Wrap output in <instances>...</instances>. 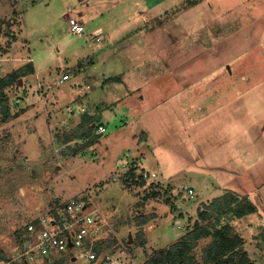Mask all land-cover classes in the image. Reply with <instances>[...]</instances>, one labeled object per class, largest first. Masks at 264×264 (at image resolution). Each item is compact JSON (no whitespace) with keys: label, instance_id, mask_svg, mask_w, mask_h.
Returning a JSON list of instances; mask_svg holds the SVG:
<instances>
[{"label":"rangeland","instance_id":"obj_1","mask_svg":"<svg viewBox=\"0 0 264 264\" xmlns=\"http://www.w3.org/2000/svg\"><path fill=\"white\" fill-rule=\"evenodd\" d=\"M71 15L85 24L83 35L69 32ZM29 61L36 71L7 88L10 115L3 121L0 113V251L14 264L24 263L17 231L70 198L113 213L119 232L135 225V209L196 210L224 184L257 205L254 224L264 225V0H0V78ZM64 73L71 77L60 81ZM233 158L234 170L222 171L226 185L213 171ZM140 163L157 174L158 199L144 200L151 182L112 181ZM177 169L208 176L207 192ZM162 214L153 239L166 246L183 232ZM236 228L245 237L252 231L247 222ZM126 237L119 239L139 264L161 249L148 236L143 247ZM210 242L198 243L197 260ZM250 246L248 264H264V243ZM69 251L27 264L83 258L79 248Z\"/></svg>","mask_w":264,"mask_h":264},{"label":"built area","instance_id":"obj_2","mask_svg":"<svg viewBox=\"0 0 264 264\" xmlns=\"http://www.w3.org/2000/svg\"><path fill=\"white\" fill-rule=\"evenodd\" d=\"M69 32L83 35L86 32L85 24L76 15L68 19ZM70 73H64L60 81L70 79ZM2 103L0 101V113ZM72 110V108H71ZM106 128L103 124L98 125L97 132L103 133ZM122 166H127L123 164ZM129 168V167H128ZM143 168V167H142ZM135 171L134 179L155 183L157 174L149 169ZM129 169L112 176V181H122ZM149 185V186H150ZM188 196L192 197V187L185 189ZM57 215L52 212L32 218L26 223V235L24 250L19 256L24 257V262L29 263L39 259L53 260L58 254L64 256L70 252V248H79L83 256L78 259L74 254L70 255L76 264H139L135 259L127 260L130 256L122 241L110 244L109 237H113V229L110 218L112 215L105 213L98 205L93 206L92 201L70 198L63 209H56ZM100 247V251L96 247ZM123 256L125 260L123 261ZM65 257V256H64ZM61 257V258H64ZM125 262V263H124ZM0 264H14L13 258L0 260Z\"/></svg>","mask_w":264,"mask_h":264},{"label":"trees","instance_id":"obj_3","mask_svg":"<svg viewBox=\"0 0 264 264\" xmlns=\"http://www.w3.org/2000/svg\"><path fill=\"white\" fill-rule=\"evenodd\" d=\"M33 61L25 63L23 66L16 70H13L0 78V101L2 103L1 108V120L5 121L10 115V108L7 95V88L13 86L19 81L20 78L32 74L36 71ZM93 119H87L86 124L92 122ZM91 128H84L82 136H89ZM76 135V134H75ZM78 136V135H76ZM80 148H74L72 153H76ZM130 168V167H129ZM139 167L133 165L123 177L122 182L126 183L128 187L138 184L140 187H145L147 184L145 181H139L134 179L135 171ZM137 186V185H136ZM158 186L152 183L149 187H152L144 200L157 199L160 195L156 189ZM57 209V208H56ZM56 209H53L52 213L57 215ZM257 211L255 203L247 196L239 197L232 192H227L219 197H215L206 205L205 209H199V218L203 223L197 222L193 229L188 230L180 239L172 243L170 246L155 251L149 256L148 264H248V253L244 251V239L235 231L234 226L228 221L234 218H240L247 214H251ZM138 223L142 224L147 221V217L144 215H137ZM226 219V222H224ZM26 225L23 229L17 231V239L22 246L25 245ZM143 235L140 230L135 235V243L141 245V237ZM23 236V237H22ZM211 236V242L204 248L203 258L201 261L197 260L194 255V249L197 247L200 238ZM117 243L116 239L112 241ZM96 250L100 251V247L97 246ZM66 258V257H65ZM7 259L6 253L0 251V260ZM63 259H59L58 262H63ZM27 264V263H23Z\"/></svg>","mask_w":264,"mask_h":264},{"label":"crops","instance_id":"obj_4","mask_svg":"<svg viewBox=\"0 0 264 264\" xmlns=\"http://www.w3.org/2000/svg\"><path fill=\"white\" fill-rule=\"evenodd\" d=\"M160 1H162V0H141V2H143L144 4H146L148 6H152L153 4H158ZM184 102H186V101H184ZM192 103H194L195 105H198V102L195 99H192ZM217 103H218V105H220V102H217ZM187 106H188V109L190 111H193L194 107L191 106V103H190L189 100L187 101ZM213 108H216V106H213ZM222 147L224 148L223 151H225L224 145H222ZM141 163L139 165L141 167H144L145 165H143ZM236 164H237V158H233L232 160H228L226 162L224 161V163L221 164L223 168L219 166L213 171V173L225 177L226 180H224V181H226L225 184L227 185V182L230 180L229 175L227 177V175L223 174L222 171H224L227 168L231 169L233 171L234 170V166ZM220 168H222V169H220ZM190 172H191L190 170H182V169L181 170L180 169L175 170V173H177V174L179 173L180 176L181 175H186V178H184L183 181L187 180V181L193 182L194 183V185H193L194 187L196 186L195 184L201 183V185L203 186L202 189H201V192H202V190L204 192H207L206 189L208 188V186L205 185V183L208 182V176H206V175H203V176H200V175L191 176ZM236 175H237V173L234 176H236ZM173 176H176V175H173ZM229 183H230V181H229ZM195 188L197 189V187H195ZM215 189H218L217 191H219V194H217L216 196H213V197L211 196V197H206L205 199L197 200L196 203H195L197 205V207L195 208L196 210H194V208H191V209H188V208H186V209H177L173 204H166L167 207L165 206V204H163L164 206H162V207L159 204V206H157L156 209H151L150 211H146V210L144 211L143 210L144 211V217H147V221L145 223H142V224L138 223V219H137V215L136 214H138L139 211H138V209H135V210H137L136 213H134L135 214L134 215V220L136 221L135 225L133 226L130 223H126L125 225H123L121 227L119 232H116V231L113 232V239H116V241L117 240L120 241V239L123 238V237L125 238L126 234H127L128 237H126V239H128V242H130L129 245H133V242L135 241L136 233L139 232L140 230H142L143 238L141 237V241H143V243L140 245L141 247H143L144 245L145 246L148 245V242L146 243V239H145V237L148 236L149 239H150L149 241H151V243H152V245L154 247H156V246H157V248L161 247V249L166 248V247L170 246L174 242H171L170 244H167L166 246H160L157 243L158 240H156V239L154 240L153 239V236L155 235V233L157 231V228L161 224L162 218H165L167 216V215L164 216L162 214L163 212H167V213L170 212L171 213V223H170L171 226L173 228H176V229H178V230L183 232L182 235L178 238V239H180L188 230L193 229L194 225L197 222L203 223V221L199 218L198 210L206 208V205L203 203L204 201H206V204H209L210 201H212V199H214L215 197H219V196H221V195H223V194H225L227 192H232L235 195H237L239 197H242L241 195L237 194L238 193L237 189L231 188V187H228V186H224V184L223 185L217 184ZM258 189L259 190H261V189L264 190V183L259 185ZM204 195H205V193L203 194V196ZM208 199H210V200L208 201ZM258 209L259 208L257 207V211L252 213V214H247V215H245L243 217H240V218H234L232 220H228L234 226L235 231L237 233H239L243 237V239H244V248L246 246H248V245L254 246L255 243L260 242V241H262L264 243V225L261 222L259 223L258 220H256L255 224H254V218L253 217H255V215L259 213ZM112 214L113 213H110V215H112ZM111 218H110V220H111ZM257 218L258 217L256 216L255 219H257ZM181 220H183V223H181ZM243 222H247L248 225L250 226V228H252L251 234L249 236H247V237H245L236 228V227H239V223L242 224ZM135 228H138V229L136 230ZM115 230H116V228H115ZM256 232H258L260 234L259 237H257V238L255 237V234H258ZM130 235H132V237H130ZM207 238H208V236L207 237H202V238H200L199 242L202 239H207ZM245 251H247V250L245 249ZM130 255H131V258H133L135 260H139V258L134 256L133 254H130ZM146 255H147V258H149V256L151 254L150 255L146 254ZM248 255L251 256V253H248ZM147 260L148 259H145V260H142V261L145 264V263H147Z\"/></svg>","mask_w":264,"mask_h":264},{"label":"water","instance_id":"obj_5","mask_svg":"<svg viewBox=\"0 0 264 264\" xmlns=\"http://www.w3.org/2000/svg\"><path fill=\"white\" fill-rule=\"evenodd\" d=\"M130 237H132V235H130ZM130 243V242H129Z\"/></svg>","mask_w":264,"mask_h":264}]
</instances>
